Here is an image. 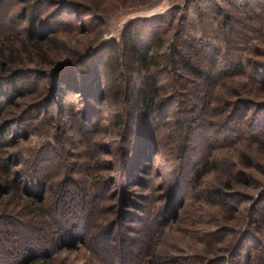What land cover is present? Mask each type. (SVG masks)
Segmentation results:
<instances>
[{
	"label": "rangeland",
	"instance_id": "374dc122",
	"mask_svg": "<svg viewBox=\"0 0 264 264\" xmlns=\"http://www.w3.org/2000/svg\"><path fill=\"white\" fill-rule=\"evenodd\" d=\"M247 2L240 7L224 0H13L12 16L40 36L54 37L56 55L50 64L30 65L15 78L27 83L22 95L0 88L12 102L0 116V133L8 140L0 158L15 166L17 158H32L51 143L57 160L50 153L42 155L47 161L40 173L59 168L64 158L55 180L61 182L65 175L64 182L81 181L90 193L99 188L105 208L98 222L114 227V242L115 237L141 239L144 200L150 197L152 212L158 214L150 224L157 230L156 241L138 252L142 264H259L255 258L264 251V223L254 226L250 218L255 201L264 195V0ZM130 22L154 46L156 100L167 108L165 122L151 123L148 140L141 130H130L139 134L138 144L136 133L132 136V147L137 144L144 152L146 164L138 174L129 166L131 155L123 157L130 149V133L122 136L111 119L115 97L108 90L118 83L108 81L104 66L106 58H115L122 73H134V61L121 49L122 32ZM112 43L118 46L113 51ZM202 44L211 47L214 58ZM184 60L209 69L211 79L193 76ZM92 70L107 87L99 89V105L91 100L89 108L84 95L90 91ZM63 73L67 88L59 104L53 78ZM71 97L78 100L74 117L63 114ZM40 103L47 112L44 122L24 134L17 120ZM86 123L99 126L89 140L76 132ZM12 170L11 179L17 182L19 173ZM7 185L0 175V214L11 213L22 202ZM50 254L44 260L30 253L21 264H101L85 245L73 241Z\"/></svg>",
	"mask_w": 264,
	"mask_h": 264
},
{
	"label": "trees",
	"instance_id": "16d2710c",
	"mask_svg": "<svg viewBox=\"0 0 264 264\" xmlns=\"http://www.w3.org/2000/svg\"><path fill=\"white\" fill-rule=\"evenodd\" d=\"M224 1L240 7H245L249 3L247 2L249 0ZM12 2L13 0H0V88L10 94L22 95L27 91V83L19 84L20 82H15V78L17 80L20 79L23 72L30 65L38 64L45 66L50 64L51 58L53 55H56V47L52 46L54 37L49 35L40 36L34 29H28V27L23 26L22 23H19L12 16L11 11H13L14 7V3ZM131 24L132 22L128 23L122 32L121 49L124 50L125 55L129 56L130 60L134 61V73L129 75L122 73L115 58H106L104 66H106V71L111 77L108 78V81L113 79L118 83L112 90H108L115 97L114 111L111 119L118 129L121 128L122 136L127 131L130 133V140H128V148L130 149L123 150L124 153L123 151L122 153L126 159L131 155V159H128L131 162L129 166L133 165L134 172L138 174L146 163L144 162L145 159L142 158L144 154L143 148L140 149L137 146V139H139L137 136L139 134L137 135V132H130V130H141V136L148 140L154 131L151 123L154 120H159L161 123L165 122L167 108L163 104V101L156 100L159 89L156 84L154 71L159 69L156 68L159 65L155 60L157 55L156 52H153L154 46L148 43L147 38L141 37V30H137L138 28H135ZM153 40L157 41V43L160 42L158 37H154ZM199 47L206 52L205 54L208 53L210 57H215L212 55L209 45L202 44ZM117 48L118 46L112 43V51ZM174 52L180 56L179 51L176 50ZM75 59L74 61L79 58ZM213 62L215 63L214 60ZM182 65L193 76L201 77L207 81L211 79L210 70L200 68L194 61L184 60ZM148 67H151V69ZM89 73L91 78H89L88 84L91 87H89V93L86 92L84 96L89 102V108H93L90 106L91 100L99 105L101 99L99 89L105 90L107 85L102 79L98 81V78L101 76L97 71L92 70ZM63 75L62 77L58 75L53 78V80L55 79L53 81V86L55 85L53 91H57V86L58 92L61 94L58 95L59 104L65 97V95L62 96L64 94L62 90L67 88L66 75L65 73ZM31 85L33 84L31 83ZM34 86L35 84L32 87ZM69 101L71 105L65 107L63 114L74 117L76 113L73 108L78 100L75 97H71ZM9 103L8 98L0 94V116L12 102ZM34 107L36 108L27 111L22 116L23 118L21 117L17 120L18 122L22 121L20 130L25 132L24 134L36 131L38 126L44 122L43 115L46 112L44 104H36ZM95 109L97 108L95 107ZM30 111L33 112L31 113ZM41 115L42 117L39 118ZM88 115L89 113L86 114V118H88ZM60 123L62 126L65 123V119H61ZM149 124L151 128L148 126ZM33 127L36 129L33 130ZM98 127L97 123H90L88 125L87 123L79 124L76 132L79 133L80 137L88 139L97 132ZM142 131L145 133H142ZM134 134V142L136 143L137 141V144H135V147H132L133 141L131 138ZM6 136L7 134L0 133V150L8 145L6 142L8 140H5ZM150 144L147 145L150 147ZM53 147L51 143L47 142L44 144L43 150L38 149V151L33 152L32 158L26 160L17 158L15 166L9 165L8 159L0 158L1 179L8 184L7 189L11 188L14 192H18L22 200L21 203H17L16 210H11V213L0 214V264L4 261H6L5 264H21L26 255L30 253L33 259L41 258L45 260L50 258V253L58 250L61 245L72 241L85 245L101 264H142L140 259L141 254L138 252L141 249L145 250V248H148L156 241L154 234L157 230H153L154 227H151L150 224H152L158 214L152 212L150 197L144 200L143 209L145 214L140 219L142 221V231L139 235L141 239L130 241L129 237L124 236L120 240V238L114 236V242L112 239L114 227L113 229L111 225L103 227L104 223L98 222V219L103 217L102 214L105 208L103 204L104 193L99 188L98 192L96 190L90 193L81 181L74 182L69 178L64 182V174L63 181L59 182V180H55L61 174L60 172H62V164H66L64 158H62V164H60L59 168L55 167V170L49 173H40L41 164L47 161L45 159L46 156L43 158L42 155L50 153L53 160L54 158L56 159ZM88 155L90 157L94 156L92 152ZM125 166L126 164H123V167ZM15 168L16 172L19 173V180L17 182L11 179L12 172L14 171L12 169ZM57 169L60 172H56ZM27 171L30 175L27 174ZM199 173L198 170L195 172L196 177L199 176ZM45 192L47 193L46 197L42 195ZM23 195L24 197L25 195H32L37 200H23L25 199H22ZM224 197L222 196L223 199ZM253 208L250 223L254 226H259L264 223V195L258 197ZM248 237L251 238L249 234ZM252 248L246 253L245 257L248 260L251 259L252 251H254V247ZM133 249H136L134 254H132ZM11 259L13 261H10ZM255 259L256 263L264 264V251L258 252Z\"/></svg>",
	"mask_w": 264,
	"mask_h": 264
}]
</instances>
